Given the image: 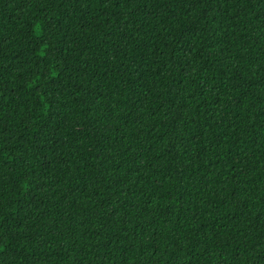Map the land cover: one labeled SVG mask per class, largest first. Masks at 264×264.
Masks as SVG:
<instances>
[{
  "label": "trees",
  "instance_id": "1",
  "mask_svg": "<svg viewBox=\"0 0 264 264\" xmlns=\"http://www.w3.org/2000/svg\"><path fill=\"white\" fill-rule=\"evenodd\" d=\"M0 264H264V0H0Z\"/></svg>",
  "mask_w": 264,
  "mask_h": 264
}]
</instances>
